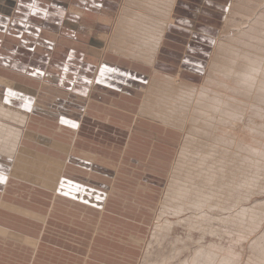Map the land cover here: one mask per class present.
I'll return each mask as SVG.
<instances>
[{
	"label": "rangeland",
	"instance_id": "rangeland-1",
	"mask_svg": "<svg viewBox=\"0 0 264 264\" xmlns=\"http://www.w3.org/2000/svg\"><path fill=\"white\" fill-rule=\"evenodd\" d=\"M127 1L129 0H105V3L101 4L95 2L93 14L87 15L88 19L86 20V25L88 27L93 25V30L96 31L94 37H99L100 39H98L100 42L102 40V45L105 48L104 52L106 53L102 54L100 60L111 57L110 59H113V61H124L127 66L133 65L134 70H136L134 74H138V71L146 79L143 80L142 85L137 87L142 91H140L134 99L124 100V103L122 101L116 102L115 100L120 107L111 108L113 104H116L115 102H111L112 104L110 103L111 107L108 112L103 111L100 113L93 109L89 110L84 118L77 117V114L80 113L79 111L74 114L75 117H72V119L69 117H57L55 119L51 117L50 114H41L39 117L35 114L38 115L37 110L39 104L42 105L41 108L51 113L61 108L65 109L66 105L62 101L53 102V97L56 98V96H53L55 94V89L59 90L58 92H62L58 96L61 95V98L65 99L68 98L67 94L73 95V93H76L75 90L77 89L71 92L67 85L63 87L59 86L55 81H48L47 78L45 80L44 73H47L46 76L49 77V75L54 72L52 68L54 61L58 58L57 56L60 55L58 53L60 51L59 43L62 38L57 39L55 31L59 30V28H56V25L63 21L61 22V19H58V17L64 12L80 13L78 6H80L81 0H0V79L6 81L5 84H1L0 82V103L21 112L27 118V122L24 126L16 123L15 125L12 123L8 124L9 126L13 125L11 126L12 128L16 127L17 130L22 131V137H20V144L17 148L18 152L16 151L17 155L9 157L7 160L9 159V161L15 162L19 157L18 155L26 151L25 148H30V150H32V148L35 149L40 145L46 146L41 143L39 139L32 138L27 134L33 129L42 133L44 137H53V139L56 138L58 140L73 143L74 140H78L80 143L79 146L76 145V148L71 151V154H73L71 156L74 157V160L66 159L65 164L62 165V176L56 180L55 184H53L52 181H46L44 184L33 181L21 182L22 178H19L16 173L10 174L9 172L6 177L9 178V180L11 179V181L7 179L0 182V193L6 192L8 191L6 189L14 187L11 191H8L9 195L21 197L22 194H24V199L26 200L20 201L17 197H11L12 201L25 202L29 210L33 209L36 213L43 215L40 219L39 217L41 216L39 215H35L38 216V218H34L30 215V217H28L30 222H22V216L9 212L2 214L3 222L6 223H10L9 219L18 218V221H15L14 224L19 227L18 229L20 232H25L32 236V233L35 232L37 237L42 236L43 238L38 250L33 246H28V249L24 250L27 252L26 255H22L20 251H8L7 249L9 247H5L3 243H0V253H9L8 255L10 256L4 257L0 254V264H58L57 260L60 261L59 264H86V262L90 263L94 259L101 264H166L168 262V264H191L193 257H195L194 260L197 259L195 261H199L200 258V264H225V262H227L226 264H262V259L264 264V153L262 156L260 152H258L260 148L264 151V149H262L264 137H262L263 139L260 137L262 136L260 132L262 130L264 131V108L261 109L259 106H255L256 110H258V114L260 113L256 115L257 118L252 115L254 112H249L251 117H249V113L245 115V118L247 117L246 120L244 117H241L240 123L243 122L241 124L238 123L236 118H229L233 113L230 114L229 112L228 116H226L227 114L224 115L225 117L222 115L226 113L225 111L228 112L226 109L228 106L226 105V107H224L226 104L225 101L227 100L224 94L228 93L227 96H229V98L234 94V96H236L233 97V99H236L238 94L242 92V90L239 92L241 89L240 86L242 85L240 83H244L245 86H248L250 84H248V81H250L251 84L249 86L251 90L264 89V78L261 77L264 66L260 68L259 72L255 73L257 75L254 74L252 76L254 78V76L258 77L259 75L260 79L255 77L256 81L259 83L256 82L255 79H250L249 75H247L249 76L247 78L243 77L245 75L244 72L239 75V73L243 71L241 68L251 63L249 61L248 64L242 63L249 60L246 54L251 56L252 53L250 57V59L253 57L252 61L258 60L261 62L259 59L262 60L263 58L264 0L263 2L262 0H157L158 3L155 7L160 10L166 9L168 13L167 19L164 20L165 15L162 14L161 16L154 8H152L151 15L154 13L152 17L155 16L159 18V20L161 22L164 21L165 24L167 22L169 24V32L167 31L159 53L155 56L153 55L155 67H150L144 61H135L127 58L124 56L125 54H121V56L114 50L115 47L126 49V47L121 45L120 39L116 37V33L117 31H122L125 27L124 25L127 24L121 25L119 22L123 21L124 17L129 15L127 14L128 11L139 9V0H134L135 4L132 10L127 9ZM259 1H261V3ZM17 3L21 5L15 6ZM172 3H175V5L173 4L172 10L169 12ZM240 3H243V5ZM243 7L249 10L246 11ZM12 10H15V14H13ZM59 12L61 13L59 14ZM241 12L242 15L240 14ZM17 15L21 17H17ZM51 15H57V19ZM246 15H250L251 18L249 19ZM182 17L186 19L184 22L181 21ZM27 19L31 22L26 21ZM126 22L128 23V21ZM28 26L30 29L36 28L40 31H44L45 33L43 36L46 35L48 37L46 40L48 41L50 40L49 37H52V40L57 39L59 41L58 44L55 42L51 44L55 46L53 52L51 51L52 53H43L45 55L41 56V49L37 50L38 53L31 50L28 41L36 43L37 39H29L23 36V30L26 31ZM88 31L89 29H87L85 25L80 28L78 27V34L75 39L77 40L78 47L85 52H88L89 48L92 47L90 36H86L89 35ZM257 31L259 32L258 35L256 34ZM242 36L245 37L243 38ZM251 36L252 38H249ZM96 41L97 40L94 41V44ZM246 43L248 44L247 46ZM235 45L236 48L234 47ZM219 48L221 50L220 53ZM236 49H240V51ZM227 51H229V53ZM222 52H227L225 53L227 55ZM258 52L263 53H261V55ZM230 53L235 54V56ZM240 53H243L241 54L242 56H239ZM219 55H222L221 57H225L226 59L228 56L230 60L228 59L226 63L223 61L226 59H221ZM243 55H245V58ZM253 55H256V57ZM258 55L260 56L259 58ZM96 56L97 55H94V62L99 61V59H97L98 56ZM215 56L218 57L216 58ZM229 56H233L232 59ZM240 57H243L242 60H240ZM234 58L238 59L237 63L241 62L238 64L240 67H238L237 63L234 64L236 60ZM61 59L64 61V58ZM244 59L246 60L244 61ZM231 60L232 63L234 62L233 64ZM113 61L111 63L118 64ZM66 63L62 65L67 69L63 74L66 75L68 82L69 73H75V69H78L82 64H77L79 67H75V63L70 61L68 65L73 69L69 72V69L66 68ZM241 64L243 66H241ZM28 65H31L34 69L39 68L40 70H36L37 72L26 70ZM231 65L232 67H236V70L233 67V70L231 69L230 71L229 68H232ZM11 66L18 67L11 68ZM91 67L92 69L94 68L93 66ZM220 68L224 69L219 71ZM91 70L88 71V75H85L87 70L80 68L76 76L80 79L86 78L87 76H91ZM118 71L119 72L111 73L110 77L107 79H113L114 77L128 74L123 70ZM58 72L59 70H56V73ZM93 72L95 76L100 72V69L94 70ZM236 76L239 77L238 80L241 78L239 80L241 81L239 83L240 86H238L239 84L235 85L239 82L235 79L237 78ZM156 77H158L159 80H157L159 83L161 82L166 85L152 90V80ZM243 78L246 80L249 79L246 81ZM235 80H237V82H235ZM27 81L30 82V87L28 88H30L31 92L25 89V82ZM41 82L46 83L44 92L46 95L44 99L46 101L44 103L35 101V97H37L41 91ZM81 83L82 82L79 81L78 85L83 89ZM168 83H170V86ZM260 83L261 85L263 84V88L261 85L259 86ZM223 84L225 88L222 86ZM187 86L194 88H192V91H189L185 88ZM235 86L240 89L237 87L235 88ZM241 87L245 88L244 86ZM197 90L199 93H197ZM218 90L221 94L223 93L222 95L224 96H220ZM7 91L10 93L9 96L13 99H17L19 94L27 98L29 97L32 101L27 103L15 102L14 105L11 106L9 102L1 99L4 98L5 92ZM237 92L238 94H236ZM33 95H35V97ZM181 97L184 102H181ZM208 97H210V99H207ZM128 98L129 97L125 99ZM211 98L214 100H211ZM224 98L226 100H223ZM257 98H260V96ZM78 99L79 105L82 107L90 101V96L88 93L86 94V92L81 91ZM173 100H176L177 103L180 104L176 106ZM200 100L202 104H199V102L201 103ZM205 101H208V103L206 104ZM214 101L216 103H214ZM218 101L219 105L221 103V110L216 105ZM209 102L213 103L209 104ZM203 103L205 106L208 105L206 106V108L208 107L207 109L204 108L205 106ZM59 104L61 107H59ZM211 106L212 110L210 109ZM214 106L219 109L218 117L222 116L224 119L227 117L226 119L228 120L226 123L228 124L224 123L226 119L222 120L223 118H220V120L217 117V110H214ZM257 107L259 108L257 109ZM222 108H225V110ZM210 112L213 114H209L211 118L208 119L209 115L206 113ZM204 114L208 116H206L208 121H206V118L204 119ZM234 116L233 114L232 117ZM252 116L254 117L253 119ZM33 117L37 118L33 119ZM77 118L80 121L83 120L77 134L70 135L63 130L62 132L59 131L58 127L66 124L64 122H70L72 120L74 124L76 121L80 123ZM231 119L233 121L229 123ZM236 123H238L239 126ZM244 123H247L246 125L252 123L258 130H255L254 127L252 131L248 130L252 132V134L251 132L250 134L248 133V135L252 136V140L249 138L250 136L248 137L246 134L248 131L246 130V132L242 129L243 125H245ZM180 125H182L183 128L179 127ZM231 125L232 128L230 127ZM254 131L257 132L254 133ZM193 134H195V136ZM203 135L210 136V139L208 136L204 137ZM198 136H202L203 138L200 137L202 140H200ZM196 137L197 139H195ZM235 137L238 138L239 141L236 140ZM217 138L223 141H219ZM243 138L247 139L246 143L255 144H252L251 147H247L248 143L242 146V143L239 142L244 140ZM257 138H259L260 141ZM203 139L206 141H203ZM214 139L215 141L218 140V142H215ZM189 140L195 148H190L192 144H187ZM249 141H251V143ZM237 142L238 144H236ZM237 145L239 146L237 147ZM228 146H230L229 149L227 148ZM233 146H235V148ZM185 147L189 148V151L184 149ZM213 147L215 149H212ZM218 147L220 152L217 149ZM246 147L249 150L246 149ZM223 148H225L226 151ZM222 150V154L226 155L225 158L227 157L229 159L228 161L226 160L227 158L224 160L227 162L234 161L233 163L231 162L234 167H232L229 162V166L232 167L230 168L227 162H225L227 168L229 167L228 169L226 168V164L223 162L224 155L218 154L221 153ZM227 150L229 152H227ZM202 152L210 153V156L205 153L204 156L207 159L205 157L203 158ZM216 153L218 155H216ZM225 153L230 155V158ZM229 153H232V155ZM27 154L32 153L29 152ZM237 154L241 158H239ZM211 155H216L218 158H221V161H223H219L218 164L221 163L222 166L221 164L220 166L217 163L214 164V162L220 159L215 157V160ZM1 156L2 155H0V157ZM208 159H210L209 163ZM239 159H243L241 163L238 161ZM224 164L225 166L223 167ZM199 165H201V176H197L196 172V168ZM208 165L211 167H207ZM215 165H218V171L220 170V173L214 168ZM235 165L239 166H236L238 168L237 170H235ZM210 168L214 170V173L209 172H212V170H207L206 172V169ZM233 168L235 171H233ZM191 169L196 171L193 172ZM230 169H232L236 177L231 178V176L235 175H232L233 172L230 171ZM223 170L227 171H225L226 175L224 174L223 176H228L230 179L226 181L228 177H221V179L215 181L219 174L224 173ZM189 172L191 173L190 176H188ZM215 172L219 174L217 173V177L215 175L216 178L214 179ZM70 175L75 178L76 182L83 185L82 189V187L77 184L78 189L75 190L79 195L76 194L77 197L72 199L81 205L77 206V211L74 210V208L68 207L63 201L58 202L59 198L64 195L60 190L58 191L59 185L62 183L61 181L65 179V176L69 177ZM202 176L206 177L208 182H206L205 178L202 180ZM220 176L222 175H219V178ZM209 179L211 181L210 183ZM212 179L214 181H212ZM220 180L225 181L222 182ZM234 180L237 181V183L236 181L234 182L235 185L237 184V187L235 186L236 189L233 187ZM229 181H232L230 186L235 189L232 188L234 191H231V189L224 190V187H226L225 189L230 188L229 185H225L228 184ZM173 182L177 183L175 184V188L178 190L184 188L188 193L191 191L197 192V194L199 193L198 195H200V197L198 198L200 200L204 197L210 200L212 197L210 200L211 203L207 205V201V206L204 205L205 207H202L200 203H198L199 206L197 204L195 206V203H193L194 206L192 204H187L185 207L183 206V210L181 209L176 213L173 208L176 206L178 200L175 197L177 194H180V192H177L176 189L171 191ZM218 182L222 184L225 183V186L222 184L220 186V184H217ZM204 183H206V185ZM210 184L211 186L209 187ZM214 184H217V187ZM214 186L216 188H214ZM222 186H224L223 189H221V191H223L218 192L219 190L217 191V189H220ZM196 188H199V190L197 191ZM90 189L93 190L95 195L92 192L88 198H84L83 196L88 194L86 190ZM212 189H216L214 190L215 192L212 191ZM209 190L214 193L212 196L211 193H208ZM220 193L224 195L225 198L219 197L217 203V194ZM230 193L232 195H230ZM103 195L104 198H102ZM92 196H98L99 199H97V201L100 200L101 205L100 203L96 204L90 200ZM183 196L181 197L182 200L188 203V199H186L187 195H185L184 198ZM37 197L39 200H34ZM194 198L193 196L192 199ZM212 201L215 202L216 206L213 205L214 203ZM198 207L200 209H197ZM96 211L98 213H96ZM103 211L104 213L101 215ZM251 211L255 213L258 211L259 213L253 214ZM244 212L248 214L245 216ZM202 221L206 225L208 224V226ZM199 223L200 225H198ZM22 226L26 227L25 230H22ZM198 226H200V230ZM101 227H104V230L107 231L109 238L105 239V237H102L105 235H102L97 237V241L107 248V253L100 255V250H96L94 254H92L90 253L92 250L90 242L95 237L96 233H98L96 230H99ZM54 230L56 233L53 234ZM72 230H76V232L70 235ZM65 235L67 237L72 236L78 240L73 242L74 240L72 239V242H69V240L63 239V237H66ZM58 241L63 243L61 246L62 249L65 243H67L68 247L72 246V248H70L75 254L70 256L66 250L63 252V255H59L56 261L52 260L51 245L55 243L59 244ZM46 243L50 244V246ZM69 243L73 244L70 245ZM216 247H218V250ZM203 248L206 250L208 249L207 251L210 250L209 252L211 255L215 253L213 255L215 257H211L210 261H206L209 252ZM199 249L200 251L205 250L207 255L203 254V251H201L203 252L201 253ZM197 252L204 256L199 254L197 256ZM261 255L263 258L260 257ZM28 256L33 258L32 260L29 259V262L16 259L23 257L26 261L28 260ZM117 256H120L121 260H118ZM217 256L219 258H217ZM69 257H72L71 262ZM74 257H78L79 259H73ZM168 258L169 260L171 258V260L167 262ZM231 258H233V260ZM92 264L98 263L92 262Z\"/></svg>",
	"mask_w": 264,
	"mask_h": 264
},
{
	"label": "crops",
	"instance_id": "crops-1",
	"mask_svg": "<svg viewBox=\"0 0 264 264\" xmlns=\"http://www.w3.org/2000/svg\"><path fill=\"white\" fill-rule=\"evenodd\" d=\"M129 1H131V0H129ZM129 1L126 2L127 5H128ZM95 2H98V4H101V3H105V0H81L80 6H78L80 13H77V12L66 13V12H64L63 14H61L58 17V19H61V22L63 21L62 23L56 25L57 26L56 28H59V30L55 31L56 38L57 39L62 38L60 43H59L60 51L58 53L60 55H58L57 56L58 58L55 59V61H54V64L52 67L54 72L51 75H49V77L46 76L47 73H44L45 74L44 79L46 80V78H47L48 81H55L56 83H58L59 86L65 87L67 85V86H69V89L71 90V92H73L74 89H77V90H75L76 93H73L74 96L67 94L68 98L65 99V98H61V95L58 96L62 92H58L59 90L55 89L54 90L55 94L53 96H56L57 99L55 97H53L52 100L54 103H56L58 101L59 102L62 101L63 103H65V105H66L65 109L61 108L60 110H55V111H53V113H51L50 111H48L44 108H41L42 105L39 104L38 110H37L38 115L35 114L36 116L39 117L41 114H50V116L55 118V119L57 117L58 118L69 117L72 119V117H75L74 114H76V112L80 111V113L77 114V117L79 116L80 118H84L85 114H87V112L89 110L94 109L100 113H102L103 111L108 112L110 110V107H111L110 106L111 102H115V100H116V102L122 101L124 103V100L134 99V97H136L138 95V93L140 91H142V90H139L137 87L142 85L143 80H146V79L138 71H137L138 74H134L136 70H134L133 65L127 66V65H125L124 61H118V62L113 61V59H110L111 57H108L107 59H104V60H100L102 54L106 53V52H104L105 48L102 45L103 44L102 40L100 42L99 37H98L99 39L97 37H94V35H95L94 33L96 31L93 30L94 29L93 25H91L89 27L86 25L87 24L86 20L88 19L87 15L93 14ZM173 4L174 3H172V6H173ZM17 5H21V4L17 3L15 6H17ZM76 8H77V5H76ZM12 12H13V14H15V10H12ZM60 13L61 12H59V14ZM20 15H17V17H21ZM14 16H16V15H14ZM52 17L56 18L57 15H53ZM185 20L186 19H184L183 17L181 18V21L184 22ZM26 21L31 22L29 19H27ZM164 24H165V22H164ZM164 24H163L164 32L162 34V40L160 42L158 49L154 53V56L159 53V51L163 45L162 43L166 37L167 31L169 32V24L167 22L165 25ZM83 25H85V27L87 29H89V31H88L89 35H86V36H90V40L92 43V47L89 48L88 52L81 50V48L78 47L77 40H75L77 38L76 36L78 34V27L80 28ZM44 33H45L44 31H40L39 29H36V28L30 29L29 26H28V29L26 31L23 30V36L24 37H28L29 39H37L36 43H32L30 41H28V43L30 44L29 47L31 48V50H33L36 53H38L37 50L41 49V54H42L41 56H44L46 53H49L51 51L53 52V48H55V46H53L51 44L54 42L56 44H58V42H59L57 39L52 40V37H49L50 38L49 41L46 40L48 37L46 35L43 36ZM45 36H46V38H45ZM116 37H117V33H116ZM95 40H97V41L94 44ZM98 41H99V43H98ZM124 51H122V52H124ZM43 53H45V54H43ZM117 53H119V52L117 51ZM119 54H121V52ZM94 55L98 56L97 59H99V61L94 62ZM92 56H93V59H92ZM124 56L127 58L131 57V56L129 57L126 55H124ZM61 58H64V61ZM102 59H103V57H102ZM132 60L143 61V59L139 60V59H135V58H133ZM70 61L75 63V65H76L75 67H79V66H77V64H82V65H80V67L78 69L81 68V69L87 70L85 75H88V71L91 70L92 69L91 66H93L94 68L91 70V74H90L91 76H87L86 78L80 79L79 77L76 76L78 69H75L76 70L75 73H69V81L67 82L66 75L63 74V73H65V71L67 69H65L64 65H62V64L66 63V62L69 63ZM112 61L117 62L119 65L111 63ZM120 62H121V64H120ZM68 63H66L67 64L66 68H68L69 72H71V70L73 68L70 67L68 65ZM148 65L150 67H155V60H154L153 65H151V64H148ZM15 67H18V66H11V68H15ZM98 69H100V72L94 76L93 71L98 70ZM26 70L36 71V70H40V69L39 68L34 69V67H32L31 65H28ZM56 70H59V72L56 73ZM118 70H123V71L127 72L128 74H124L123 76H117V77H114L113 79H107L108 77H110L111 73L119 72ZM155 79H158V77H156ZM79 81L82 82L81 86L83 87V89L80 88V86L78 85ZM160 81H162V80H160ZM0 82H1V84L6 83V81H2L1 79H0ZM25 84H26L25 89L30 91V88H28V87H30V82L27 81V82H25ZM41 84H42L41 91L39 92L38 96L35 97V95H33L35 97V101L38 103H40V102L44 103L46 101L44 99V97L46 96L44 93L45 88H46L45 87L46 83L41 82ZM70 90H69V92H70ZM81 91L86 92V94L88 93V95L90 96V101L87 104H84V106H82V107L79 105V99H78ZM5 93L6 94H5L4 98H1V99H4L6 102H9L11 104V106H13L15 102L16 103L17 102L27 103V102L32 101L29 99V97L28 98L24 97V95L18 94L19 97H17V99L16 98L13 99L9 96L10 93H8V91ZM134 94H136V95H134ZM127 97H129V98L125 99ZM59 107H61L60 104H59ZM114 107L116 108V107H120V106L116 103V104H113V107H111V108H114ZM33 118H37V117H33ZM77 120L80 123H77V121H76L74 124L72 120L70 122H64L66 124L58 127L59 131L62 132V130H63L64 132H67L70 135H73L75 133L77 134L79 131V128L81 127V123L83 121V120L80 121L78 118H77ZM27 134L32 138L39 139L40 142L46 146L40 145L35 149L32 148V150L34 152L32 150H30V148H25L26 151L27 150H30V151H28V152L23 151L22 153H20L18 155L19 156L18 159L15 162H11V161L7 160V158H3L1 156L0 157V182L5 181L7 179L9 180V178L6 177L7 173L9 172L10 174L16 173L19 178H22L21 182L33 181V182H38V183L44 184L46 181H52L53 184H55L56 180L62 176V169L61 168H62V165L65 164L66 159L74 160V157L71 156V155H73V154H71V151L74 148H76V145L79 146V144H80L79 141L74 140V143H73V142H67V141L65 142L63 140H58L56 138L53 139V137H51V138L50 137H44V135L42 133H40L39 131H35L34 129L31 132L29 131ZM48 149L50 150V152ZM29 152H31L32 154H27ZM9 181H11V179ZM61 182L62 183L59 185L58 191L60 190V192H62V194H64V195H62V197L59 198L58 202L63 201L64 203L67 204L68 207L74 208V210L77 211L78 210L77 206H79L80 204L76 203L72 199L77 197L76 194L79 195L75 190V189H78V185H80L82 187V189H83V185L76 182L75 178L71 175L69 177L65 176V179H63ZM13 188L14 187H11V188H8L6 190L11 191ZM8 191L7 192L4 191L3 193H0V239H2V240H0L1 241L0 243H3V246H5V247H9L7 249L8 251H14V250L20 251L22 255H26L27 252H25L24 250H27L28 246H33L38 250L43 237L42 236L37 237V235H35L36 234L35 232L32 233L33 236L28 234V233H25V232H20L18 229L19 227L14 224L15 221H18V218L9 219L10 223H6V222H3L2 214H6L9 212L11 214H16V215L22 216V218H21L22 222H30V220L28 218V217H30V215L34 218H38V216H35V215H39V216H41V217H39V219L42 218L43 215H41L40 213H36V211L33 209L29 210V208L27 207L28 205L25 202L23 203V202H17V201L11 200L12 199L11 197H17L20 199V201L26 200V199H24L25 198L24 194H22L21 197H18L16 195H9ZM86 191L88 194L83 196L84 198H88L89 195H91L93 192L92 189L86 190ZM94 195H95V193H94ZM102 198H104V195L102 196ZM97 199H99L98 196H92L90 198V200H92L94 203L99 204L100 200L97 201ZM34 200H39V198L37 197ZM100 205H101V203H100ZM81 208H84V207H81ZM96 213H98V212L96 211ZM103 213H104V211L101 213V215ZM25 216H27V217H25ZM35 220H37V219H35ZM25 228L26 227L22 226V230H25ZM56 229H57V226H56ZM96 231H98V233H96L95 237L90 242L91 243L90 245L92 246V250L90 253L94 254V252L96 250H100L99 251L100 255H103V254L107 253V250H106L107 248L104 245H101L97 241V237L105 235L102 237H105V239H108L109 236H108L107 231L104 230V227H101L99 230H96ZM75 232H76V230H72V232H70V235H72V233H75ZM54 233H56L55 230L53 231V234ZM63 239H66L67 241L69 240V242H72V239L74 240L73 242H76L78 240L76 238H73L72 236L63 237ZM81 243L84 244L83 242H81ZM46 244L48 246H50V244H48V243H46ZM69 244L72 245L73 243H69ZM62 245H63V243H61V242H59V244L55 243V244L51 245L52 246L51 256H53L52 260L56 261L57 258L59 257V255H63V252H65L66 250H67L66 252H68V254H70V256H72V254H75V252L73 250H71L72 246L69 245L71 247L70 248V247H68L67 243H65L63 246V249H62L61 248ZM60 250H63V251H60ZM0 254L4 257H10L8 255L9 253H0ZM71 258L72 257H69L70 262L72 261ZM124 258H123V260H124ZM16 259L21 260L23 262H27V261L29 262V259L32 260L33 258L28 256V260H26V261L23 259V257H21L20 259L19 258H16ZM73 259H79V258L74 257ZM117 259L121 260L120 256H117ZM92 262H96L98 264H101L98 261H96L95 259ZM92 262H90V263L86 262V264H92ZM57 263L59 264L60 261L57 260Z\"/></svg>",
	"mask_w": 264,
	"mask_h": 264
},
{
	"label": "bare ground",
	"instance_id": "bare-ground-1",
	"mask_svg": "<svg viewBox=\"0 0 264 264\" xmlns=\"http://www.w3.org/2000/svg\"><path fill=\"white\" fill-rule=\"evenodd\" d=\"M255 1H257V0H255ZM164 2V1H163ZM260 3H261V1H259ZM262 2H263V0H262ZM139 9L137 8V10H134V11H126L127 12V14H129L128 16H127V14H126V16L128 17H124V20L123 21H121V22H119V24H121V25H123V24H127V25H124L125 27L123 28V30L122 31H117V37L120 39L119 41H120V43H121V45L122 46H124V47H126V49H123V48H121V47H115L114 48V50L117 52H121V54H125L126 56H131L130 58L131 59H133V58H135V59H143V61H145V63L146 64H151V65H153L154 64V58H153V55H154V53L156 52V50L158 49V47H159V45H160V42H161V40H162V34H163V32H164V27H163V24H164V21L163 22H161L160 20H159V18H156L155 16H153L152 17V15L154 14H152L151 15V11L153 10L152 8H154L155 10H157V12H159L160 13V15L162 16V14L163 15H165L164 16V20L167 18V16H168V13H167V11H166V9H163V10H160V9H158L157 7H155L156 5H157V3H158V1L157 0H139ZM134 4H135V1L134 0H131V1H129L128 2V5H127V9H129V10H132V7H134ZM240 4H242L243 5V3H240ZM247 4H249V3H247ZM247 4H246V6H247ZM253 4V3H252ZM263 4H264V2H263ZM159 5V4H158ZM174 5H175V3H174ZM254 5V4H253ZM256 6H257V4H256ZM172 5L170 6V8H169V12L172 10ZM245 7H243V9H244ZM251 8V7H250ZM241 10H242V8H241ZM245 10H246V8H245ZM249 10V9H248ZM248 10H246V11H248ZM251 10V9H250ZM256 10V9H255ZM263 10V9H262ZM238 11V10H237ZM236 11V12H237ZM257 11V10H256ZM155 12V11H154ZM258 12V11H257ZM262 13V12H261ZM241 15H242V12L240 13ZM239 14V15H240ZM247 14V13H246ZM249 14V13H248ZM244 15V14H243ZM121 16V15H120ZM246 16H248V15H246ZM264 16V15H263ZM240 18H241V16H240ZM248 18L250 19L251 18V16L249 15L248 16ZM260 18H261V16H260ZM172 19V18H171ZM253 19V18H252ZM258 19V18H257ZM205 20V19H204ZM240 20V19H239ZM243 20H245V19H243ZM261 20V19H260ZM263 20V19H262ZM126 21H128V23L126 22ZM257 21V20H256ZM255 21V22H256ZM158 22V23H157ZM263 22V21H262ZM215 23V22H214ZM234 23V22H233ZM259 24V23H258ZM264 24V23H263ZM250 25H251V23H250ZM262 25V24H261ZM260 26V25H259ZM252 28H253V26H252ZM241 29V28H240ZM246 29V28H245ZM247 29H248V27H247ZM256 29V28H255ZM258 29V28H257ZM239 31V30H238ZM254 32V31H253ZM230 33V32H229ZM241 33V32H240ZM258 31H257V35H258ZM250 35H251V33H250ZM253 35V34H252ZM221 36V35H220ZM243 37V36H242ZM241 37V38H242ZM245 37V36H244ZM243 37V38H244ZM248 37V36H247ZM249 38H252V36L251 37H249ZM254 38V37H253ZM264 38V37H263ZM236 40V39H235ZM256 40V39H255ZM257 40H258V38H257ZM256 40V41H257ZM259 40H260V38H259ZM225 41V40H224ZM248 41V40H247ZM260 42V41H259ZM253 43V42H252ZM233 44V43H232ZM262 44H263V42H262ZM243 45H245V44H243ZM248 44L246 43V46H247ZM251 45V44H250ZM177 46V45H176ZM175 46V47H176ZM258 46V45H257ZM259 46H261V45H259ZM161 47V46H160ZM235 48H236V45L234 46ZM240 47V46H239ZM243 47V46H242ZM254 47V46H253ZM252 47V48H253ZM237 48H238V46H237ZM257 48V47H256ZM264 48V47H263ZM182 49V48H181ZM223 49V48H222ZM230 49H231V47H230ZM125 50V51H124ZM184 50V49H183ZM219 50H220V48H219ZM234 50V49H233ZM237 50V49H236ZM244 50H245V48H244ZM261 50V49H260ZM264 50V49H263ZM122 51H124V52H122ZM225 51V50H224ZM237 51H240V49L239 50H237ZM237 51H234V52H237ZM221 52V50L219 51V53ZM228 53H229V51H227ZM227 52H225V53H227ZM231 52V51H230ZM233 52V53H234ZM242 52V51H241ZM244 52V51H243ZM118 53V54H119ZM223 53V52H222ZM225 53H223V54H225ZM239 53V52H238ZM238 53H236V54H238ZM258 53H260V52H258ZM257 53V54H258ZM261 53H263V52H261ZM260 53V54H261ZM120 54V55H121ZM231 55H233V56H235V54H232V53H230ZM229 54V55H230ZM241 54H243V53H240V55L239 56H242ZM245 54V53H244ZM249 54V53H248ZM225 55H227V54H225ZM262 55V54H261ZM220 56V55H219ZM222 56V55H221ZM220 56V57H221ZM232 56V57H233ZM238 56V55H237ZM244 56V58H245V55H243ZM246 56H248V59L249 60H246V59H244V61L246 60L247 62H242V63H245V64H248V61L249 62H251L250 63V65H247L246 67H244L242 64H241V66H243L242 68H241V70L243 69V71H241V73H239V75L240 74H243V72H244V76L243 77H249L250 76V79H255V81H256V78L258 79H260V77H259V75H258V77H256V76H254V78L252 77L255 73H257V72H259V70H260V68L261 67H263L264 66V53H263V58H262V60L261 59H259L261 62H259L258 60L256 61H252V59H253V57L250 59V57L252 56V53H251V56H249V55H247L246 54ZM253 56H255L256 57V55H253ZM163 57V56H162ZM216 57V56H215ZM218 57V56H217ZM216 57V58H217ZM219 57V58H220ZM231 59H232V57L231 56H229ZM260 56L258 55V58H259ZM222 58H225V57H221V59ZM239 58V57H238ZM242 58L243 57H240V60H242ZM170 59V58H169ZM220 59V60H221ZM226 59V58H225ZM229 58H228V56H227V59L226 60H223V61H227ZM234 59H236V58H234ZM256 59V58H255ZM230 60V59H229ZM237 60L238 59H236L233 63L234 64H236L237 63ZM251 60V61H250ZM117 61V60H116ZM141 61V60H140ZM222 62V61H221ZM228 62V61H227ZM226 62V63H227ZM219 63V62H218ZM230 63V62H229ZM228 63V64H229ZM231 63H232V60H231ZM230 63V64H231ZM232 63V64H233ZM241 62H238L237 63V65L238 64H240ZM244 64V65H245ZM222 65V64H221ZM225 65V64H224ZM229 66V65H228ZM220 67H222V66H220ZM231 67H232V65H231ZM234 67V66H233ZM233 67L232 68H229L230 69V71H231V69L233 70ZM238 67H240L239 65H238ZM167 68V67H166ZM236 67H234V69H235ZM154 69V68H153ZM222 69H224V68H220V70L219 71H221ZM236 70V69H235ZM246 70V71H245ZM226 71V70H225ZM238 71V70H237ZM239 71V72H240ZM222 72H224V71H222ZM221 72V73H222ZM229 72V71H228ZM234 72V71H233ZM261 72V71H260ZM232 73V72H231ZM235 73V72H234ZM233 73V74H234ZM227 74V73H226ZM258 74H260V73H258ZM219 75V74H218ZM223 75H225V74H223ZM247 75H249V76H247ZM255 75H257V74H255ZM227 76V75H226ZM242 76V75H241ZM167 77V76H166ZM228 77V76H227ZM237 77V76H236ZM256 77V78H255ZM261 77H263L264 78V71H263V73H262V75H261ZM131 78V77H130ZM171 78V77H170ZM175 78V77H174ZM238 78L239 77H237V78H235V79H237L238 80ZM166 79H168V78H166ZM178 79V78H177ZM241 79V78H240ZM239 79V80H240ZM244 79V78H243ZM249 79V78H248ZM248 79L246 80V79H244V80H246V81H248ZM159 80V79H158ZM157 79H153L152 80V84H151V89L153 90V89H157L158 87H162V86H164V85H166V84H164V83H159V81H158ZM170 80V79H169ZM222 80V79H221ZM237 80H235V82H237ZM238 80V81H239ZM252 80V81H253ZM264 80V79H263ZM15 81V80H14ZM226 81H229V80H226ZM261 81V80H260ZM168 82V81H167ZM233 82H234V80H233ZM241 81H239L237 84H235V85H238L239 83H240ZM245 82V81H244ZM254 82V81H253ZM256 82H258V81H256ZM264 82V81H263ZM176 83H177V81H176ZM251 84V82L250 81H248V84ZM259 83V82H258ZM170 83H168V85H169ZM220 84V83H219ZM218 84V85H219ZM222 84V83H221ZM225 84V83H224ZM222 85V86H224V88H225V85ZM228 84V83H227ZM240 84H242L241 86H244L245 88H243V87H241L240 86ZM238 86H240V88L239 87H237V86H235V88L237 87V88H239L240 89V91L239 92H241V90H242V94L241 93H239L238 94V92L236 93V94H238V96H237V98L236 99H233V97H235L234 96V94L232 95V99L231 98H229V96H227V94L228 93H225L224 95H225V97H227L226 99L227 100H229V101H227L225 98L223 99V100H226L225 101V106L224 107H226V105L228 106V108L226 107V109L228 110V112L227 111H225L226 113H223L222 115H223V117H225L224 115H226V116H228V114H229V112H230V114L231 113H233L235 116L234 117H232L233 116V114H231V115H229V116H231V117H229V118H236V120L238 121V123H240V121H241V117H244L245 118V115L247 114V113H251V112H254V113H252V115H254L255 116V118H257V116L256 115H259L258 114V110H256V107L255 106H259L261 109L262 108H264V89H253V90H251V87L248 85H244V83H240ZM255 84V83H254ZM254 84H252V85H254ZM264 84V83H263ZM263 84L261 85V83L259 84V86L261 85L262 86V88H263ZM186 85H188V84H186ZM230 85H231V82H230ZM170 86V85H169ZM192 86V85H191ZM191 86H187V87H185L186 88V90H189V91H192V88H194V87H191ZM221 86V85H220ZM222 86H221V88H222ZM228 86V85H227ZM234 86V85H233ZM255 86V85H254ZM257 86V85H256ZM100 87V86H99ZM253 87V86H252ZM216 88H218V87H216ZM234 88V87H233ZM234 88V89H235ZM243 88V89H242ZM253 88H255V87H253ZM259 88V87H258ZM232 89V88H231ZM222 90H223V88H222ZM201 91V90H200ZM214 91V90H213ZM219 91V90H218ZM234 91V90H233ZM238 91V90H237ZM210 92V91H209ZM222 92H224V91H222ZM227 92V91H226ZM191 93V92H190ZM197 93H199L198 92V90H197ZM214 93V92H213ZM219 93H220V91H219ZM181 94H183V93H181ZM218 94V93H217ZM223 94V93H222ZM221 93H220V96H224V95H222ZM185 95V94H184ZM200 95H201V93H200ZM256 95H258V96H256ZM263 97H262V96ZM192 96V95H191ZM196 96V95H195ZM218 96H219V94H218ZM260 96V98H257V97H259ZM263 99H262V98ZM206 98V97H205ZM213 98H215V97H213ZM181 99H182V97H181ZM180 99V100H181ZM192 99V98H191ZM199 99V98H198ZM207 99H210V97H208ZM219 99V98H218ZM217 99V100H218ZM147 100V99H146ZM184 100H186V99H184ZM206 100V99H205ZM211 100H214V99H212L211 98ZM211 100H208V101H211ZM190 101V100H189ZM198 101V100H197ZM201 101V100H200ZM208 101L206 102V104L208 103ZM262 101V102H261ZM173 102L175 103V105L177 106V105H179L180 103H177V101L176 100H173ZM181 102H184L183 101V99L181 100ZM222 102V101H221ZM213 103V102H212ZM212 103H210L209 102V104H212ZM214 103H216L215 101H214ZM218 104H216L217 105V107H219V109L221 110V108H220V105H221V103H220V105H219V101L217 102ZM223 103V102H222ZM199 104H202V101H201V103L199 102ZM164 105V104H163ZM203 105H204V103H203ZM219 105V106H218ZM223 105V104H222ZM188 106V105H187ZM205 106V105H204ZM206 106H208V105H206ZM206 106L204 107V108H206ZM222 107V106H221ZM259 107H257V109L259 108ZM165 108V107H164ZM194 108V107H193ZM200 108V107H199ZM203 108V109H204ZM208 108V107H207ZM206 108V109H207ZM212 108V106L210 107V109ZM214 108H215V106H214ZM201 109H202V107H201ZM205 109V110H206ZM209 109V110H210ZM218 108H215L214 110H217V117H218V114H219V110ZM223 110H225V108H222ZM260 109V110H261ZM185 110V109H184ZM186 110H189V109H186ZM212 110V109H211ZM222 110V111H223ZM183 111V110H182ZM262 111V110H261ZM183 112H185V111H183ZM195 112V111H194ZM212 112H214V111H212ZM212 112H210V113H206L207 115H209V114H211ZM174 113H176V112H174ZM222 113V112H221ZM250 113H249V117H251V115H250ZM26 114V113H25ZM188 114V113H187ZM196 114V113H195ZM194 114V115H195ZM213 114V113H212ZM216 114H215V116H216ZM201 115H203V114H201ZM205 115V114H204ZM207 115H205V117H204V119L206 118V116ZM183 116V115H182ZM188 116H190V115H188ZM211 115H209V117H208V119H210L211 117H210ZM175 117H177V116H175ZM202 117V116H201ZM222 116L220 117H218L219 119L220 118H223ZM262 117V116H261ZM203 118V117H202ZM213 118H214V116H213ZM227 118V117H226ZM225 118V119H226ZM247 118V117H246ZM246 118H245V120H246ZM254 117L252 116V119H253ZM263 118V117H262ZM34 119V118H33ZM195 119H196V117H195ZM200 119V118H199ZM204 119H203V121H204ZM224 118L222 119V120H225ZM251 119V120H252ZM221 120V119H220ZM227 120L228 119H226V121L224 122V123H226L227 122ZM236 120H234V121H236ZM262 120V119H261ZM201 121V120H200ZM206 121H208L207 120V118H206ZM230 121V120H229ZM232 119H231V121L229 122V123H232ZM26 122H27V118H26V116H24L21 112H19V111H16V110H14V109H12V108H10V106L8 107V106H6L5 104H2V103H0V155H2V157L3 158H9V157H14L15 155H17V153H16V151H17V148H18V145L20 144V137H22V135H21V132L22 131H20V130H17L16 129V127H11V126H13V125H11V126H9L8 124H14L15 125V123L16 124H20L21 126H24L25 124H26ZM220 122H222V121H220ZM57 123V122H56ZM235 123V122H234ZM233 123V124H234ZM238 123H236V124H238ZM241 123H243V122H241ZM240 123V124H241ZM44 124V123H43ZM202 124H203V122H202ZM205 124H206V122H205ZM204 124V125H205ZM213 124V123H212ZM226 124H228V123H226ZM235 124V125H236ZM245 124V123H244ZM247 124V123H246ZM243 125V128L242 129H244L243 131H248V130H251L252 131V129H253V127L255 128L256 126H254V125H252V123H249L248 125ZM208 125V124H207ZM211 125V124H210ZM18 126V125H17ZM61 126V125H60ZM234 126V125H233ZM238 126H239V124H238ZM20 127V126H19ZM179 127H181V128H183L182 127V125H180ZM184 127H186V126H184ZM208 127V126H207ZM231 128H232V125L230 126ZM236 127V126H235ZM234 127V128H235ZM198 128V127H197ZM193 129V128H192ZM203 129V128H202ZM208 129V128H207ZM262 129V128H261ZM225 130H226V128H225ZM228 130V129H227ZM255 130H257L256 128H255ZM246 131V132H247ZM251 131H248L246 134L248 135V133L250 134V132ZM258 131V130H257ZM256 131V132H257ZM261 131V130H260ZM263 131V130H262ZM260 132V134H262V136H260L261 138L262 137H264V131L263 132ZM230 132V131H229ZM232 132V131H231ZM255 131H254V133H256ZM205 133V132H204ZM207 133H208V131H207ZM206 133V134H207ZM241 133V132H240ZM245 133V132H244ZM259 133V132H258ZM209 134H211V133H209ZM228 134V133H227ZM251 134H252V132H251ZM194 136H195V134H193ZM192 135V136H193ZM233 135V134H232ZM240 135V134H239ZM194 136H193V138H194ZM204 136V135H203ZM208 136V135H207ZM207 136H204V137H207ZM233 136H235V135H233ZM245 136V135H244ZM250 136V137H249ZM199 137V136H198ZM200 137H202V136H200ZM200 137H199V139H200ZM210 136H208V138H209ZM242 137H243V135H242ZM241 137V138H242ZM245 137H247V136H245ZM248 137L251 139V135H248ZM247 137V138H248ZM255 137V136H254ZM258 137V136H257ZM203 138V137H202ZM216 138V137H215ZM233 138V137H232ZM189 139V138H188ZM195 139H197V137L195 138ZM206 139V138H205ZM210 139V138H209ZM218 140H219V138H217ZM235 139L236 140H238V138H236L235 137ZM239 139H240V137H239ZM244 140H242L241 142H239V143H242V146H243V144L244 145H247V143H246V141H247V139H245V138H243ZM249 139V140H250ZM255 139V138H254ZM257 139H259V138H257ZM263 139V138H262ZM200 140H202V139H200ZM206 140H208V139H206ZM206 140H204L203 139V141H206ZM218 140H216L215 141V139H214V141L215 142H218ZM241 140V139H240ZM252 140V139H251ZM219 141H223L222 139H220ZM235 141V140H234ZM239 141V140H238ZM244 141V142H243ZM254 141V140H253ZM255 141H258V140H255ZM259 141H260V139H259ZM264 141V140H263ZM208 142V141H207ZM250 143H251V141H249ZM261 143H262V141H261ZM50 144V143H49ZM188 145H190V144H192V143H190V140H189V143H187ZM199 144V143H198ZM200 144H202V143H200ZM235 144V143H234ZM236 144H238V142L236 143ZM253 145L255 144V143H252ZM252 144H249L248 143V146L247 147H251L252 146ZM259 145V144H258ZM261 145V144H260ZM205 146V145H204ZM207 146V145H206ZM209 146V145H208ZM217 146V145H216ZM239 145H237V147H238ZM256 146V145H255ZM195 148V146H193V144H192V146H190V148ZM221 147V146H220ZM229 147L230 146H228L227 148L229 149ZM234 148H235V146H233ZM246 147V149H248ZM262 147V146H261ZM201 148V147H200ZM211 148V147H210ZM245 148V147H244ZM20 149V148H19ZM18 149V150H19ZM184 149H187L188 151H189V148H184ZM206 149V148H205ZM208 149V148H207ZM212 149H215L214 147L212 148ZM218 150H219V147L217 148ZM224 150H225V148H223ZM233 149V148H232ZM262 149H264V145H263V148ZM204 150V149H203ZM239 150H241V149H239ZM249 150V149H248ZM251 150H252V148H251ZM260 150H261V148H260ZM258 151V152H260V155H262L263 156V153H264V151ZM191 151V150H190ZM207 151V150H206ZM226 151V150H225ZM232 151V150H231ZM235 152H237L236 150H234ZM18 152V151H17ZM218 152V151H217ZM219 152H220V150H219ZM227 152H229L228 150H227ZM233 152V151H232ZM247 152V151H246ZM252 152V151H251ZM254 152V151H253ZM16 153V154H15ZM203 153V152H202ZM206 153V152H205ZM205 153H203V158L205 157L204 155H205ZM212 153V152H211ZM214 153V152H213ZM223 153V150H222V152L221 153H218V154H222ZM239 153V152H238ZM245 153V152H244ZM250 153V152H249ZM217 153H216V155H218ZM225 154H227V153H225ZM229 154H231L232 155V153H229ZM236 154V153H235ZM251 154V153H250ZM249 154V155H250ZM206 155H208V156H210V153H206ZM212 156L211 155V157H214V159H215V157H217V156ZM220 155H219V157H220ZM222 155H224V154H222ZM238 155V154H237ZM225 156L226 155H224V157L223 156H221V157H223V160L224 159H226L225 158ZM227 156L229 157L230 155H228L227 154ZM235 156V155H234ZM246 156V155H245ZM261 156V157H262ZM238 157H239V155H238ZM206 158V157H205ZM218 158V157H217ZM230 158V157H229ZM239 158H241V157H239ZM263 158V157H262ZM207 159V158H206ZM218 159H220V160H218ZM217 160L218 161H216V162H214V164H218V162L219 161H221V158H218ZM249 159V158H248ZM9 160V159H8ZM209 160V161H208ZM207 161H208V163L210 162V159H208ZM216 160V159H215ZM214 160V161H215ZM222 160V161H223ZM227 161L229 160L228 158L226 159ZM231 160V159H230ZM232 160H234V159H232ZM243 160V159H242ZM242 160H238V161H240V163L242 162ZM245 160H247V159H245ZM211 161H212V159H211ZM221 161V162H222ZM227 161H223L224 163L225 162H227ZM230 162V164L232 165V167H234V165L232 164L234 161H229ZM229 162H227V164H228V166H229ZM232 162V163H231ZM246 162V161H245ZM244 162V163H245ZM212 163H213V161H212ZM211 163V164H212ZM239 163V162H238ZM255 163V162H254ZM221 164V163H220ZM220 164H218L219 166H220ZM226 164V163H225ZM225 164L223 165V167L225 166ZM227 164H226V168H227ZM243 164V163H242ZM202 165V164H201ZM201 165H199V166H197V171L196 170H194V169H191V170H193V172L194 171H196L197 172V176H201L202 174H201ZM203 165H204V162H203ZM207 165V164H206ZM218 165L215 167L214 166V168L215 169H217V171H218ZM241 165V164H240ZM244 165V164H243ZM246 165H248V164H246ZM260 165V164H259ZM210 165H208L207 167H209ZM221 166H222V164H221ZM237 165H235V167H236ZM211 167V166H210ZM222 167V168H223ZM230 168H232L231 166H229ZM228 167V168H229ZM237 167H239V166H237ZM236 167V169L235 170H237L238 168ZM205 168V167H204ZM221 168V169H222ZM227 168V169H228ZM203 169V168H202ZM223 169H225V168H223ZM226 169V170H227ZM207 170H212V172L211 171H209L210 173H214L213 171V169H206V172H207ZM226 170H223V172L224 173H221V174H219L220 172V170L218 171V172H215V174H214V179L217 177V173L219 174V175H222V176H220V178H219V175H218V178H216L215 179V181H218L217 179H221V177H228V176H223L227 171ZM234 170V168H233V171H235ZM226 171V172H225ZM229 171V170H228ZM230 171H232V169H230ZM232 171V172H233ZM205 173V172H204ZM231 173V172H230ZM209 174V173H208ZM207 174V175H208ZM228 174H229V172H228ZM234 174V172L232 173V175ZM191 175V173L189 172V174H188V176H190ZM196 175V174H195ZM211 175H213V174H211ZM210 175V176H211ZM215 175H216V177H215ZM226 175V174H225ZM231 175V174H230ZM235 175V174H234ZM193 176H194V174H193ZM206 176V175H205ZM203 178H202V180L205 178V180H206V177H204V176H202ZM211 177H213V176H211ZM233 177H236V175L235 176H231V178H233ZM209 178V177H208ZM223 179V178H222ZM230 179V177H228L227 179H226V181H228ZM236 180H237V178H236ZM236 180H234L233 181V187L236 189V185H235V181ZM212 181H214L213 179H212ZM220 181H225V180H220ZM158 182V181H157ZM206 182H208L207 180H206ZM211 181H210V179H209V183H210ZM232 182V181H231ZM230 181L228 182V184H225V183H217V184H220V186H221V184L222 185H229V189H225L226 187H224V186H222L220 189H217V191L218 192H220L221 191V189H223V187H224V190H230L231 189V191L234 189L233 187H231L230 185L232 184ZM214 183V182H213ZM227 183V182H226ZM236 183H237V181H236ZM175 184H177V183H175V182H173L172 183V186H171V191H173V190H175L176 189V191L177 192H180V194H177V196L175 197L178 201H177V204H176V206L173 208L175 211H176V213L178 212V211H180L181 209L183 210V206L185 207V205H187V204H192L193 205V203H195V206H196V204L199 206V204L198 203H200V205L202 204V207L204 206V205H206V203H207V201H208V203H207V205L208 204H210L211 202H210V200L212 199V197H211V199L209 200V199H207V197L205 198H203V199H199L198 197H200V195H198L197 194V192H190V193H188V192H186L185 190H184V188H182V189H180V190H178L177 188H175L176 187V185ZM205 185H206V183H204ZM203 184V185H204ZM217 184L215 185L216 187H217ZM190 185H193V184H190ZM208 185V184H207ZM211 186V184L209 185V187ZM214 186V188H216ZM219 186V187H220ZM236 186V187H235ZM199 187V186H198ZM218 187V188H219ZM180 188V187H179ZM186 188V187H185ZM206 188V187H205ZM212 188V187H211ZM233 188V189H232ZM202 189V188H201ZM209 189V188H208ZM234 189V190H235ZM195 190V189H194ZM196 190L198 191L199 190V188L197 189L196 188ZM211 190V189H210ZM209 190V191H210ZM214 190H216V189H212V191H214ZM233 190V191H234ZM203 191V190H202ZM208 191V193H211V196L214 194V193H212L211 191L209 192ZM223 191V190H222ZM221 191V192H222ZM230 191V192H231ZM7 192V191H6ZM205 192H206V190H205ZM215 192V191H214ZM226 192V191H225ZM228 192V191H227ZM242 192V191H241ZM240 192V193H241ZM187 193V194H186ZM217 193V192H216ZM239 193V194H240ZM183 194H184V196L185 195H187L186 197V199H188V203H185L183 200H182V196H183ZM201 194V193H200ZM203 194H205V193H203ZM221 194V193H220ZM220 194H217L218 195V199H216V201L218 200L219 201V197L221 198H223L224 197V195H220ZM227 194H229V193H227ZM234 194H235V192H234ZM220 195V196H219ZM230 195H232L231 193H230ZM184 196H183V198H184ZM195 197L194 199H192V197ZM202 196V195H201ZM209 196V195H208ZM216 196V195H215ZM215 196H214V198H215ZM228 196V195H227ZM196 197H197V199H196ZM238 197V196H237ZM248 197V196H247ZM175 198H174V200H175ZM209 198V197H208ZM225 198V197H224ZM230 198V197H229ZM129 200V199H128ZM185 200V199H184ZM221 200V199H220ZM214 201H215V199H214ZM215 201V202H216ZM218 201H217V203H218ZM239 201V200H238ZM241 201V200H240ZM246 201V200H245ZM213 202V201H212ZM215 202H213L214 204L213 205H215ZM223 203H225V202H223ZM226 203H228V202H226ZM241 204V203H240ZM245 204V203H244ZM247 204V203H246ZM206 205V206H207ZM218 205V204H217ZM219 205H220V203H219ZM225 205V204H224ZM194 206V205H193ZM216 206V205H215ZM214 206V207H215ZM229 206V205H228ZM241 206V205H240ZM172 207V206H171ZM205 207V206H204ZM223 207V206H222ZM225 207V206H224ZM256 207V206H255ZM187 208V207H186ZM189 208V207H188ZM196 208V207H195ZM253 208V207H252ZM257 208V207H256ZM197 209H200L199 207L197 208ZM212 209V208H211ZM214 209H216V208H214ZM233 210V209H232ZM231 210V211H232ZM248 210V209H247ZM257 210V209H256ZM195 211V210H194ZM197 211V210H196ZM242 211V210H241ZM249 211V210H248ZM201 212V211H200ZM212 212V211H211ZM210 212V213H211ZM215 212V211H214ZM245 213V212H244ZM251 213H255V212H252L251 211ZM250 213V214H251ZM257 213H259L258 211L255 213V214H257ZM194 214H196V213H194ZM248 214V213H247ZM246 213H245V216L247 215ZM261 214V213H260ZM182 215V214H181ZM201 215V214H200ZM220 215V214H219ZM259 215V214H258ZM262 215V214H261ZM171 216V215H170ZM205 217H207V216H205ZM242 217V216H241ZM248 217H249V215H248ZM247 217V218H248ZM251 217V216H250ZM203 218H204V216H203ZM252 218V217H251ZM202 219V218H201ZM213 219V218H212ZM229 219V218H228ZM241 219V218H240ZM197 220V219H196ZM198 220H200V219H198ZM203 220H205V219H203ZM210 220V219H209ZM225 220V219H224ZM190 221V220H189ZM193 221V220H192ZM214 221V220H213ZM241 221H243V220H241ZM261 221V220H260ZM195 222V221H194ZM203 222V221H202ZM208 222V221H207ZM257 222V221H256ZM181 223V222H180ZM190 223V222H189ZM192 223V222H191ZM196 223V222H195ZM204 223V222H203ZM223 223V222H222ZM194 224V223H193ZM197 224V223H196ZM205 224V223H204ZM189 225H191V224H189ZM195 225V224H194ZM198 225H200V223L198 224ZM206 225V224H205ZM206 226H208V224L206 225ZM199 227L200 226H198V229H199ZM204 228V227H203ZM208 228H210V227H208ZM208 228H206V229H208ZM200 230V229H199ZM216 231V230H215ZM214 231V232H215ZM210 234H212L211 232H209ZM171 234V233H170ZM215 234V233H214ZM201 242V241H200ZM203 242V241H202ZM185 248V247H184ZM200 248V247H199ZM217 248V250H218V247H216ZM202 249V248H201ZM203 249H205V248H203ZM215 249V248H214ZM206 250V249H205ZM205 250L203 251V250H201V251H203V252H201L200 251V249H199V251L201 252V253H203V254H206L207 255V253H205ZM208 250V249H207ZM206 250V251H207ZM197 251V250H196ZM210 251V250H209ZM209 251H207V252H209ZM215 252V251H214ZM219 252V251H218ZM218 252H216V253H218ZM263 252H264V250H263ZM185 253V252H184ZM201 253H198L197 252V256H198V254L199 255H203V254H201ZM223 253V252H222ZM215 253H213L212 255H211V253L209 252L208 253V257H207V260L206 261H210L211 260V257H215V256H213ZM261 254H262V252H261ZM205 255V256H206ZM217 255V254H216ZM224 255V254H223ZM226 255V254H225ZM204 256V255H203ZM258 256V255H257ZM263 256H264V253H263ZM172 257H173V255H172ZM177 257V256H176ZM175 257V258H176ZM227 257H230V256H227ZM226 257V258H227ZM234 257V256H233ZM260 257H262V255L260 256ZM150 258V257H149ZM162 258V257H161ZM194 258L195 257H193V261H191V264H200V262L199 261H201V259L199 258V261H195V260H197V259H195L194 260ZM196 258H198V257H196ZM217 258H219L218 256H217ZM216 258V259H217ZM225 258V257H224ZM263 258V257H262ZM147 259V258H146ZM165 259H166V257H165ZM229 259V258H228ZM228 259H226V260H228ZM232 260H233V258H231ZM162 260V259H161ZM170 260H171V258H170ZM169 260V258H168V260H167V262L168 261H170ZM188 260V259H187ZM261 260V259H260ZM220 261H222V260H220ZM219 261V262H220ZM224 261H225V259H224ZM223 261V262H224ZM229 261H231V260H229ZM175 262V261H174ZM178 262V261H177ZM182 262H184V261H182ZM222 262V263H223ZM158 263V262H157ZM169 263V262H168ZM168 263H166V264H168ZM171 263H173V262H171ZM181 263V262H180ZM207 263H209V262H207ZM227 262H225V264H226ZM179 264V263H178ZM183 264V263H182ZM186 264V263H185ZM219 264H221V263H219ZM231 264V263H230ZM262 264H263V259H262Z\"/></svg>",
	"mask_w": 264,
	"mask_h": 264
},
{
	"label": "snow or ice",
	"instance_id": "snow-or-ice-1",
	"mask_svg": "<svg viewBox=\"0 0 264 264\" xmlns=\"http://www.w3.org/2000/svg\"><path fill=\"white\" fill-rule=\"evenodd\" d=\"M75 126V125H74Z\"/></svg>",
	"mask_w": 264,
	"mask_h": 264
}]
</instances>
